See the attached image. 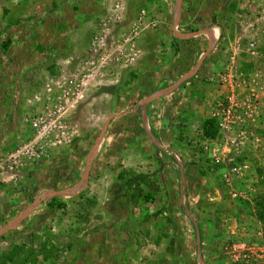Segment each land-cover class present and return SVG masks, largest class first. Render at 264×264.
I'll return each instance as SVG.
<instances>
[{"label": "rangeland", "instance_id": "rangeland-1", "mask_svg": "<svg viewBox=\"0 0 264 264\" xmlns=\"http://www.w3.org/2000/svg\"><path fill=\"white\" fill-rule=\"evenodd\" d=\"M78 1L0 0V264H185V259H189L187 264H239L238 243L250 242L258 229H264V34L250 36L253 31L264 33V20L246 25L250 11L236 4L226 6L221 11L224 16L217 17L224 19L221 40L212 47L202 31L217 21L216 16L208 14L207 21H194L207 12L203 1L166 0L171 6L177 2L179 9L177 22L168 24L170 39L184 33L200 36L197 46L172 41L171 51L165 53L161 42L155 48L165 57L158 67L162 63L167 68L165 79L173 85L200 63L176 87L181 90L179 96L191 93L196 106L190 118L193 138L185 123L179 129L184 144L193 141V162L180 151L171 159L178 167L183 161L193 163L194 172L206 178L193 183V198L196 192L200 194L193 204L186 198L190 188L183 187L184 206L191 214L193 208L190 222L196 228L191 248L185 249L167 247L168 237L175 238L173 233L165 237L147 228L146 211L168 207L166 200L154 195L166 193L162 191L166 187L143 185L134 172L127 171L110 184L106 177L101 179L103 171L90 169L79 157L80 140H86L83 144L89 150L98 147L113 115L85 138L80 111L73 113V104L70 107L68 102L74 97L69 95L79 92L72 86L73 79L63 81L62 75L53 79L45 72L53 66V55L69 54L70 39L54 38L51 33L79 30L84 15L74 7ZM86 1L85 10L90 12L99 0ZM136 10L143 15V3ZM263 12L257 8L255 15L263 16ZM106 30L100 27L90 40L89 53H97L98 59L108 55ZM98 35L100 40L94 44ZM195 47L198 54L193 58ZM121 62L119 55L117 63ZM166 88L160 89L164 93ZM159 91L151 93L155 97L151 102L164 96ZM231 95L234 104L228 100ZM149 114L156 122L163 118L152 107ZM223 120L231 127L229 132L222 128ZM206 121L213 124L207 130ZM166 138V147L179 139L171 134ZM228 163L241 166V178L231 185L223 178ZM174 206L172 201L169 208ZM170 222H156L154 227ZM125 251L128 261L118 258Z\"/></svg>", "mask_w": 264, "mask_h": 264}, {"label": "crops", "instance_id": "crops-1", "mask_svg": "<svg viewBox=\"0 0 264 264\" xmlns=\"http://www.w3.org/2000/svg\"><path fill=\"white\" fill-rule=\"evenodd\" d=\"M124 1L99 0L90 7L92 11L94 10L93 12L85 10L86 7H89L88 1L76 2L74 7H78V10L84 15L79 19V30L73 34L62 31L51 33L54 38H63L64 40L68 37L70 39L69 54L53 55V66L45 72L49 78L54 79L56 76L62 75L61 80L63 81L73 79L74 85L72 86L78 88L79 92L69 95L74 97L68 102L70 107L73 104V113L77 110L80 111L78 118H82L81 128H84L85 138H89L107 118L113 115L108 123L105 137L98 147L94 146L89 150V146L86 147L83 144L86 140H80L77 147L80 159L85 160L86 166H91L90 169L94 167L99 172L103 171L105 176L103 175L101 179L106 177L110 184L115 182L119 173L127 171L134 172L143 185L144 183H157L162 184L163 188L166 187L165 190L162 188V191L166 193L159 192L154 195L162 198H158V200H166L168 207L147 210L145 213L148 222L147 228L151 234L161 235L163 232L165 237L168 233H173L175 238L168 237L167 247L180 245L188 249L193 244V231L196 232V228L193 229L192 222H190L193 218V208L191 214L184 206L185 198L182 194L185 191L183 192V187L185 186L186 190L187 187L190 188V195L186 198L190 204H193V200L200 199V194L197 192L194 194L195 199L193 198V183L198 185L201 179L206 178L198 176L196 170L194 172L193 163L188 165L183 161L184 163L178 167L171 158L175 154H179L180 151L184 154L185 159L188 156L193 162V141L190 140L192 142L184 144L185 142L180 140L182 133L179 129L185 123V128L193 138V121L190 118L196 106L191 93L190 97L188 95L179 96L180 89L176 88L167 93H163V90L160 89L162 85L169 87L173 84L165 79L168 76L167 68L164 65L163 67L162 63L158 67L160 62H165V57L159 54L155 48H158V43L161 42L166 46L165 53L171 51L170 43L172 41L173 44L197 46L200 36L184 33L177 35L179 38L176 40L170 39L167 33L168 24L171 21L176 23L179 18L177 2L171 6L166 0H133L132 3ZM202 1L201 4L204 3V10L207 12L201 13L200 17L194 21L202 23V19L208 20V14H210V18L216 16L217 21L212 22L207 30L202 31L206 35L204 41L212 47H215L221 40L224 19L222 16L217 17L219 14L223 15L221 11L226 6L230 8L236 4V7L246 8V11H250V16L245 17L246 25H251L260 19L264 20V15L261 16L260 13L259 17L255 15L257 8L264 9V0ZM141 3L145 10L143 15L139 16L136 9ZM183 7L185 8V6ZM102 26L108 32L106 33L108 60L104 66L100 63L97 53H89L90 40L97 29ZM263 34L253 31L250 36L261 38ZM72 46L73 50H71ZM197 49L198 47H195L193 58L198 54ZM178 52L181 54V46ZM119 55H122L123 58L121 64L114 60ZM32 66L29 65L28 68H32ZM35 81L36 77H34L33 83ZM126 89L130 90L126 91ZM156 89L160 90L158 93L164 94V96L151 102L153 96L150 95ZM130 104L132 106L126 109V106ZM82 105L85 106L84 110H81ZM151 107L155 108L163 118L157 122L153 121L149 114ZM163 109L167 110L165 111L166 115ZM151 132L158 137L154 139ZM170 134L174 139L175 137L179 139L173 147H166L165 140L167 141L166 137H169ZM168 149L170 151L167 152ZM66 150L68 154L71 151L70 147ZM163 159L164 161H162ZM183 165L185 169L181 168ZM198 165L205 167V164L201 165L200 162ZM246 166L244 165V167ZM176 167L178 170L175 169ZM176 170L178 175L175 174ZM172 201L175 206L169 208ZM186 218H189V221H186ZM160 221H171L172 224L163 223L161 228L156 229L157 227L154 225ZM122 256L126 259L129 257L126 251L118 258ZM184 262L185 264L189 263V259H185Z\"/></svg>", "mask_w": 264, "mask_h": 264}, {"label": "built area", "instance_id": "built-area-1", "mask_svg": "<svg viewBox=\"0 0 264 264\" xmlns=\"http://www.w3.org/2000/svg\"><path fill=\"white\" fill-rule=\"evenodd\" d=\"M99 40H100V35L95 37L94 44H96ZM249 46L253 48L254 44L250 43ZM118 58L119 56H116L114 60L118 62ZM99 61L103 66L107 64L106 57H101ZM228 100L230 101L231 104H234L235 102L233 95H231ZM224 113L225 112L223 110L222 114ZM213 116H216V118L218 119L220 118L219 115L214 114ZM221 126L222 128H225L226 130L225 132L230 131L231 128L230 125L224 124V120L222 121ZM229 161L231 162V160ZM220 162H222V164H225L224 161H220ZM223 178H224V182L227 185H231L238 178L239 179L241 178V166L240 165L234 166V164L231 166V164L228 163V171L223 175ZM233 195L237 196V194H233ZM238 246L241 249V251L238 252V254L236 255V261L239 264H256L257 261H260V264H264V229L262 228H260V230L258 229L257 235L254 238H252L250 242L244 240L239 242Z\"/></svg>", "mask_w": 264, "mask_h": 264}, {"label": "water", "instance_id": "water-1", "mask_svg": "<svg viewBox=\"0 0 264 264\" xmlns=\"http://www.w3.org/2000/svg\"><path fill=\"white\" fill-rule=\"evenodd\" d=\"M199 64H200V63H197V64H196L195 69L193 70V73L197 70ZM193 73H191V74H189L188 76L182 78V79H181L179 82H177L176 84H174V85H172V86L166 88V89H165V92H170V91H172L173 89H175L177 86H179V84H180L181 82H183L185 79L191 77ZM153 98H155V97H153ZM151 99H152V98H151ZM110 118H111V117H110ZM108 121H109V119L106 121V124L108 123ZM105 128H106V126H105V127L102 129V131H101V134H102V135L104 134ZM102 135H101V136H102ZM88 172H89V171H88V169H87L86 172H85V174H84V176H83L82 182H85V181H86V179H87V175H88Z\"/></svg>", "mask_w": 264, "mask_h": 264}, {"label": "trees", "instance_id": "trees-1", "mask_svg": "<svg viewBox=\"0 0 264 264\" xmlns=\"http://www.w3.org/2000/svg\"><path fill=\"white\" fill-rule=\"evenodd\" d=\"M205 128H206V130H207V128L209 127H212L213 126V124H212V122L211 121H206L205 122ZM215 134L214 133H212L211 135H210V137H213ZM54 202H51V203H49V206L50 207H52L54 204H53Z\"/></svg>", "mask_w": 264, "mask_h": 264}]
</instances>
